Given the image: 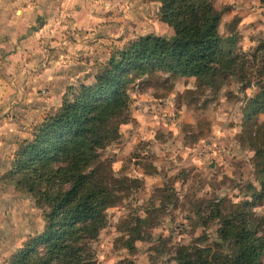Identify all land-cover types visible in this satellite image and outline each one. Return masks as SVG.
Wrapping results in <instances>:
<instances>
[{"label":"rangeland","instance_id":"obj_1","mask_svg":"<svg viewBox=\"0 0 264 264\" xmlns=\"http://www.w3.org/2000/svg\"><path fill=\"white\" fill-rule=\"evenodd\" d=\"M213 2L222 12L220 33H237L241 50L252 52L264 41L262 0ZM85 7L89 14L79 16L81 29L45 30L32 55L25 47L28 66L16 74L0 68V264H10L16 250L46 225L47 209L8 177L24 140L33 139L67 93L92 83L130 42L174 34L161 20L157 1L86 0ZM40 17L33 24L35 39L46 23ZM35 71L38 77L31 81ZM166 76L157 71L131 85L129 118L120 126V138L100 150L116 204L105 211L108 223L91 241L96 264H175L182 245L213 246L220 221L204 222L221 198L253 201L255 213L264 218V201L254 196L261 188L255 152L242 141L251 99L259 92L255 79L247 84L230 77L214 93L196 90L195 78ZM252 121L264 126V113ZM139 216L151 218L153 226L142 228L131 252L124 240Z\"/></svg>","mask_w":264,"mask_h":264},{"label":"trees","instance_id":"obj_2","mask_svg":"<svg viewBox=\"0 0 264 264\" xmlns=\"http://www.w3.org/2000/svg\"><path fill=\"white\" fill-rule=\"evenodd\" d=\"M153 1L161 3V20L174 34H149L130 42L92 83L67 93L34 138L20 146L8 177L47 209L46 225L16 250L10 264H96L91 241L108 223L105 211L116 204L100 150L120 138V126L129 118L131 85L157 71L174 80L195 78L196 90L214 93L230 77L247 84L255 79L259 92L251 99L242 141L255 152L261 188L254 196L264 201V126L251 123L264 113V41L254 51L244 52L237 33L223 36L222 12L213 0ZM253 204L227 198L213 202L204 225L219 219L218 240L213 246H180L175 264H264V232L259 233L264 218L255 213ZM150 221L139 216L130 227L124 240L129 251L142 239V228L153 226ZM215 250L220 252L213 255Z\"/></svg>","mask_w":264,"mask_h":264},{"label":"crops","instance_id":"obj_3","mask_svg":"<svg viewBox=\"0 0 264 264\" xmlns=\"http://www.w3.org/2000/svg\"><path fill=\"white\" fill-rule=\"evenodd\" d=\"M86 0H0V68L2 72L16 74V71H22L23 67L28 66V61H24L25 47L28 46V53L32 55L34 43H38L40 33L53 29H64L72 26L75 29H81L82 21L79 16H87L88 8L85 7ZM88 2V0H87ZM103 2V1H101ZM77 5V6H76ZM74 10V11H70ZM69 14L75 15L77 20H71ZM45 16L43 27L36 32L33 24L35 20ZM86 18V17H85ZM42 19V18H41ZM49 27V28H48ZM77 28V29H78ZM52 30V31H53ZM34 32V33H33ZM25 33H29L30 37H24ZM27 40V41H26ZM26 41V42H25ZM40 45V43H39ZM16 48L15 50L13 48ZM32 48V49H31ZM32 58V56H30ZM7 70V71H6ZM41 71V70H37ZM33 72L32 80L37 79L38 75ZM5 75V74H4ZM54 78L56 77L53 74ZM4 77V76H3ZM55 81V80H54ZM36 83H30L29 89L35 86Z\"/></svg>","mask_w":264,"mask_h":264}]
</instances>
